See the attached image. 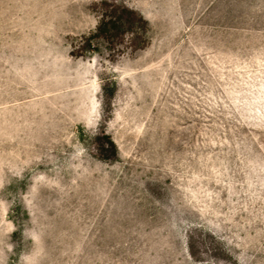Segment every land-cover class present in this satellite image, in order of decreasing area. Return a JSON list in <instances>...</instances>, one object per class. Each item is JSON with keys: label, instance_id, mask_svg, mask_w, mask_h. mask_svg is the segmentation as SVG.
<instances>
[{"label": "rangeland", "instance_id": "obj_1", "mask_svg": "<svg viewBox=\"0 0 264 264\" xmlns=\"http://www.w3.org/2000/svg\"><path fill=\"white\" fill-rule=\"evenodd\" d=\"M101 1L0 0V264H264V0Z\"/></svg>", "mask_w": 264, "mask_h": 264}, {"label": "trees", "instance_id": "obj_2", "mask_svg": "<svg viewBox=\"0 0 264 264\" xmlns=\"http://www.w3.org/2000/svg\"><path fill=\"white\" fill-rule=\"evenodd\" d=\"M100 10L101 17L96 29L78 38L73 49L76 57L97 51L98 45L114 51L125 39L131 48H141V43L146 41L149 23L140 12L114 0H102ZM116 151L110 136L103 133L98 137V154L102 159L113 160Z\"/></svg>", "mask_w": 264, "mask_h": 264}]
</instances>
